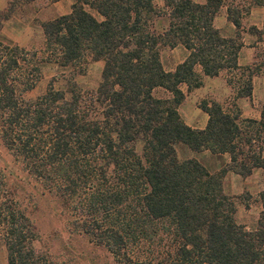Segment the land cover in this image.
<instances>
[{"label": "trees", "instance_id": "obj_1", "mask_svg": "<svg viewBox=\"0 0 264 264\" xmlns=\"http://www.w3.org/2000/svg\"><path fill=\"white\" fill-rule=\"evenodd\" d=\"M161 1L75 0L68 14L41 22V51L1 34L14 12L8 3L0 11L1 141L56 195L73 230L119 264H264V190L248 230L236 221L238 201L224 184L228 172L247 177L264 168V106L256 120L242 118L238 107L203 100L199 108L208 120L201 129L188 126L178 110L183 85L190 92L204 76L242 68L241 19L264 0ZM224 6L234 36L214 24ZM179 45L187 56L166 70L161 50ZM88 57L102 60L103 68L97 88L83 91L75 76ZM44 62L65 73L27 99ZM251 74L237 97L251 94ZM57 80L65 89L55 88ZM158 89L163 96L155 95ZM204 150L227 153L229 162L210 172L186 154ZM36 239L33 221L0 173L6 249L0 264H62L38 250Z\"/></svg>", "mask_w": 264, "mask_h": 264}, {"label": "rangeland", "instance_id": "obj_2", "mask_svg": "<svg viewBox=\"0 0 264 264\" xmlns=\"http://www.w3.org/2000/svg\"><path fill=\"white\" fill-rule=\"evenodd\" d=\"M29 1L11 0L9 3L12 10L17 13ZM195 1L204 2L205 0ZM234 2L247 4L249 0H234ZM157 3L161 4L162 1L157 0ZM248 13L242 16L239 31L246 28L243 24V19L248 16ZM21 14H23V11ZM225 20L227 23H231L227 20L226 7L224 6L218 12L214 24L215 26L223 25ZM40 24L41 22H35V25L41 28ZM42 39L37 38L35 44L27 47V49L41 51L44 41ZM170 51L171 49L169 48L161 50V60L166 70L174 67V63L182 57V52L179 49L173 52V56H170ZM261 64H264V61ZM82 68V73L75 76L78 87L83 91L96 89L101 81L103 61H94L88 57L82 64ZM63 70L55 63H42L41 78L36 86L25 94V97L32 99L45 92L49 81L58 77L61 73H65ZM223 75L219 78L220 80L224 79ZM203 79L204 77H202V82ZM62 83L60 80L54 81L55 88L61 87L65 89ZM219 83L221 82L216 83V85ZM183 87L186 97L179 107V112L185 122H188V120H195L198 124L201 122L200 116L202 112L199 111V103L203 100H216L223 104L224 107L232 108L234 106L230 90L220 96L217 95L214 87L211 85L206 86L204 83H202L201 87L190 92L187 91L185 85ZM155 95L163 96L164 93L158 89L155 91ZM66 96L68 97V94ZM136 149L141 152L140 142L136 144ZM202 160L206 162L205 159ZM0 173L5 177L9 188L14 191L20 207L26 211L36 227L38 239L35 240L34 246L38 250L48 253L53 259L62 264H119L105 248L95 245L87 236L73 230L70 224V215L63 209L56 195L45 188L40 181L32 177L24 169L22 163L13 158L3 145L1 138ZM224 182L226 192L235 196L238 201L235 214L236 221L245 225L248 230L253 229L261 210L259 194L264 190V175L255 172L253 177H225ZM5 260L6 249L0 242V263L5 262Z\"/></svg>", "mask_w": 264, "mask_h": 264}, {"label": "crops", "instance_id": "obj_3", "mask_svg": "<svg viewBox=\"0 0 264 264\" xmlns=\"http://www.w3.org/2000/svg\"><path fill=\"white\" fill-rule=\"evenodd\" d=\"M10 1L11 0H0V10L7 8ZM74 1L75 0H30L21 8V11L17 13L14 11L12 16L3 23L1 34L6 40L16 43L21 47H31L35 44L37 38L44 39L40 26L35 25V22L39 23L54 19L60 15L68 14L71 11V6ZM22 11L23 14H21ZM225 22L223 25H217L216 27L219 28L222 35L228 37L234 36L236 32L235 26L232 23L229 24ZM243 24L246 28L243 27L244 30L240 31L242 46L237 58L238 66L242 68L225 69L219 72L215 77L204 76L203 83L206 86L211 85L214 87L217 95L220 96L224 95L227 90H230L234 106L232 108H226L233 111L238 107L242 118L259 120L264 106V64H261V62L264 61V7L253 6L248 16L244 17ZM251 27H254L256 30H252ZM179 46L172 48L170 51L172 54H170V56H173V52L177 49L182 52V57L174 63V67L188 54V51L183 46ZM174 67L167 70H172ZM198 70L200 69L198 68ZM248 72L252 73L251 94L245 97H237L238 90L242 86V80L247 77L246 74ZM222 74H224V79L220 80L219 78ZM218 82L221 83L216 85ZM182 90L185 92L183 86ZM199 111L202 112L200 116L201 122L199 124L195 120L184 122L193 128H204L207 124L208 114L200 108ZM186 154L197 158L210 172L218 171L223 165L229 162V155L227 153L212 154L204 150L199 153L189 152ZM202 159H205L206 162ZM255 172L264 175V168H257L253 171L254 174ZM253 173L247 177H253ZM225 177L241 176L233 172H228Z\"/></svg>", "mask_w": 264, "mask_h": 264}]
</instances>
